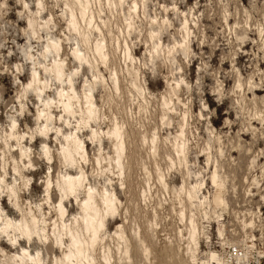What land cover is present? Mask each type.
Returning a JSON list of instances; mask_svg holds the SVG:
<instances>
[{"label": "rangeland", "instance_id": "obj_1", "mask_svg": "<svg viewBox=\"0 0 264 264\" xmlns=\"http://www.w3.org/2000/svg\"><path fill=\"white\" fill-rule=\"evenodd\" d=\"M65 1L0 0V217L17 222L30 209L50 235L46 181L50 189L66 172L83 174L64 202L67 224L87 187L116 198L91 254L96 264L104 249L109 264H193L191 248L194 264H214L233 245L264 264V0H88L94 25L73 8L84 43ZM76 48L89 62L74 57ZM84 93L97 115L87 125L79 123ZM68 95L72 113L62 111ZM74 133L85 159L63 162ZM11 238L21 236L0 229V264L22 248L40 264L62 255L39 237L16 246ZM125 244L126 253L117 250Z\"/></svg>", "mask_w": 264, "mask_h": 264}, {"label": "bare ground", "instance_id": "obj_2", "mask_svg": "<svg viewBox=\"0 0 264 264\" xmlns=\"http://www.w3.org/2000/svg\"><path fill=\"white\" fill-rule=\"evenodd\" d=\"M132 4H133L132 5L133 9L135 10L136 3L133 2ZM64 5H66L67 8L69 9L68 25L71 26V29L73 31L77 32L79 35L82 36V43H84L86 37L84 38V34L82 35L78 24L75 22L76 13H74L73 8L75 6L77 7L80 18L82 19V21H84V23H86L87 26L92 24V22L94 25L96 20L93 13H86V9L88 8V0H67L65 1ZM96 29H98V25H96ZM48 47H51L54 51L57 52L56 43L51 42L48 45ZM102 48H103L102 43L99 42L95 43L94 45L95 52L100 53ZM73 55L77 60H84L85 62H89V58L82 55L77 48L73 51ZM51 72L53 73L55 78H58L60 76L62 70L58 62L56 61L52 62ZM32 81L38 83L40 82V79L33 76ZM113 82L114 85H116L115 79H113ZM29 84L31 85V82ZM70 92L71 95L73 96L74 90L72 86H70ZM58 95L60 96L61 94L58 93ZM69 100H70V95H68L66 100L64 99L61 100L62 111L64 113H72V110H70ZM83 105L84 107L79 117L80 118L79 123L82 125H87L88 123H90V121L95 120L97 116L95 112V107L93 106L92 103V98L89 94L84 93ZM39 115L40 116L42 115L47 119L48 112L40 113ZM116 126H114V128L110 132V136L115 141V145L113 148L115 152L114 163L116 167H119L121 152L123 149V141L121 138V133ZM44 128L46 129L47 125H45ZM19 145L20 144H18V146ZM83 145L84 144L80 141V139L77 137L75 133L73 135H70L69 137H66L65 143L61 148V155L63 162L74 163L78 158L85 159L84 157L86 152ZM180 147L182 148V146ZM181 148H179L180 149L179 152H181L182 150ZM22 154L23 152L21 151L20 148V156ZM98 159L99 158H96V162H98ZM16 167L17 166L15 165L14 169ZM78 169L79 172H81V167H79ZM83 179H84L83 174L79 175V174H71L69 172H66L55 179V184H52L50 189H49V185L53 181L50 179L46 181L45 198L47 201L50 200L49 204L52 206V208H54L53 211L55 213V217H53V212L51 213V217L53 221L51 223L50 235L48 234L47 231H45L46 226H42L40 228L38 227L37 219L30 209H28V211L25 212L21 216V218L17 220V222L12 221L7 217L5 218L0 217V220L2 222V226L0 227L1 231L7 232V230L9 229V232H14V235L18 234L21 236V239L15 240L14 238H11V244L15 246L18 245L20 241H26L30 244L32 240H34L37 237L40 238V241L46 240L47 247H50L52 249L53 248L59 249L61 251L62 254L61 257H54L56 263L58 264H96L93 257H91V254L92 252H94L93 249L96 242H98L101 239L103 233L102 231L105 228V222L109 219H112L115 216L117 209L116 198L112 193L106 192L105 189L101 191L99 198H97L95 192L92 191L90 187H87L84 190V197L78 203V208H79L78 217L73 218V220L67 224L66 222L67 210L65 208L64 202L69 201V199H71V195L74 196L75 194H77V190H79L78 187H81ZM212 181L215 182L213 178ZM54 186L58 188L59 191L58 197H57V193L55 192L53 193ZM14 194L15 192L12 189H10L9 196ZM192 198L193 195L189 191L187 193V200L190 204L192 203ZM213 202L216 205L220 204L222 202L220 196L215 195L213 198ZM43 222H45V220H43ZM189 223L191 224L190 226L191 229L189 231L188 237L190 239V242L194 243L195 229L192 226L193 223L191 218H189ZM39 231L41 232V235H39L40 234ZM116 235L118 240L124 241V237L122 236L123 235L122 233H118ZM52 243H54L55 245H53ZM228 247L231 246H227L226 248ZM233 247L235 246L233 245ZM107 248L106 251H108ZM143 248H145V246ZM239 249L241 250L240 252L242 256L238 259L237 264H241V262L242 264L244 263L251 264L252 262H250V259H247L248 250L246 251L243 248H239ZM117 250L120 252L123 250V253H126L127 244H125L124 248H120L117 246ZM191 252H192L191 259L194 264L196 263L197 258L194 255L195 253L194 249L191 248ZM101 255H102L103 263L109 264L110 260L107 257L108 254L105 253V249L102 251ZM261 256L264 257V251L262 252ZM8 259L11 261V264H40L41 261L38 254L33 256L26 250V248H22V252L20 254L18 253L8 256ZM254 262L260 263L259 260H255ZM219 263L223 264L222 254H220V260L219 258H217L214 264H219ZM200 264H209V263L206 260H201Z\"/></svg>", "mask_w": 264, "mask_h": 264}, {"label": "built area", "instance_id": "obj_3", "mask_svg": "<svg viewBox=\"0 0 264 264\" xmlns=\"http://www.w3.org/2000/svg\"><path fill=\"white\" fill-rule=\"evenodd\" d=\"M239 248L238 246L235 247L231 246L223 250L221 252L223 258V264H237L238 259L242 256L240 252L241 250ZM256 264H260V263H256Z\"/></svg>", "mask_w": 264, "mask_h": 264}]
</instances>
